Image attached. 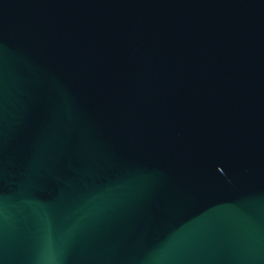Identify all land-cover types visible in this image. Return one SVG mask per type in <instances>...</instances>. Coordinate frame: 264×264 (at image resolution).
Here are the masks:
<instances>
[{
	"label": "water",
	"instance_id": "obj_1",
	"mask_svg": "<svg viewBox=\"0 0 264 264\" xmlns=\"http://www.w3.org/2000/svg\"><path fill=\"white\" fill-rule=\"evenodd\" d=\"M0 264H264V0H0Z\"/></svg>",
	"mask_w": 264,
	"mask_h": 264
}]
</instances>
